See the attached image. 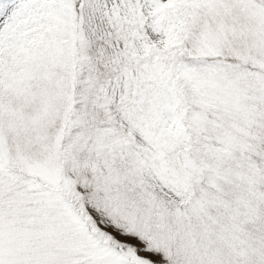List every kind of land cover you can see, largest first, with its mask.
Listing matches in <instances>:
<instances>
[{"label": "snow or ice", "instance_id": "6c2138e0", "mask_svg": "<svg viewBox=\"0 0 264 264\" xmlns=\"http://www.w3.org/2000/svg\"><path fill=\"white\" fill-rule=\"evenodd\" d=\"M0 264H264V0H0Z\"/></svg>", "mask_w": 264, "mask_h": 264}]
</instances>
